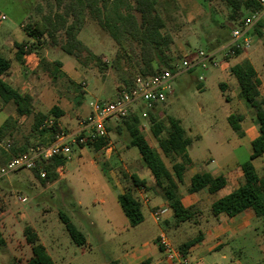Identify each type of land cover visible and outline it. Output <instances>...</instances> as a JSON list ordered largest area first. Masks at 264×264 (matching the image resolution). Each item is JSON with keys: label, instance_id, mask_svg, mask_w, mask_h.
Instances as JSON below:
<instances>
[{"label": "rangeland", "instance_id": "rangeland-1", "mask_svg": "<svg viewBox=\"0 0 264 264\" xmlns=\"http://www.w3.org/2000/svg\"><path fill=\"white\" fill-rule=\"evenodd\" d=\"M127 1L133 3L132 0ZM39 4L43 7V12L47 13L51 5H54V0H0V12L7 16L6 20L0 24V31L15 28L22 32L20 28L22 22L32 24L40 19L42 14L37 7ZM156 8L165 22L162 32L173 37L169 55L176 63H179L182 59L192 61L196 59L200 51L206 54L216 52L215 59L218 62H223L218 66L208 65L206 68L195 65L188 72H178L173 81L175 94L169 97L164 104L162 103L154 110L149 111V114L143 118L145 125L141 123L142 131L148 137L149 143L162 154L168 167L172 168L174 162L180 160V158L166 157L163 154L151 131V116H155L164 123H166L168 116L175 117L181 121L187 130V136L193 139L192 144L189 146V153L194 163L192 162L188 167L184 181L187 178L190 179L195 171H209L215 175L226 173L228 165H233L237 160L249 159L252 148L250 143L247 148L244 144L239 146L235 143L234 134L236 133L231 128L227 115L239 112L233 108L232 103L225 96L228 92L227 95L231 98L235 91L233 89H228L226 92L222 91L219 86L218 71L215 67L222 66V69L227 72V68L234 64L235 55L225 57L222 51L232 39V30L240 25L248 12L243 11V15L237 20L231 19L230 14L233 10L226 0H157ZM27 9L30 11L28 18ZM136 15L140 19L139 14ZM23 29H25V26H23ZM79 38L94 54L100 55V62L90 59H85L82 63L79 62L81 68L85 71L83 73L87 78L89 77L88 86L86 87L88 94L84 98L87 106L89 107L91 103L94 104L96 100L91 91L95 89L99 81L93 77L98 79L104 77L113 85L118 83L119 93L121 94L124 86L123 80L126 75L129 72L137 74L142 64L139 45L133 43L134 52L129 44L126 45L125 50L121 49L111 35L92 18L90 11L86 13V21ZM25 42L30 44L31 49L28 50L34 51L38 49L41 43L48 41L47 39L46 41H43V39L38 41L33 38V40ZM257 43L261 45L258 38L253 39L250 48L256 46ZM58 48L61 49L60 46ZM117 53H120L121 59L115 65L114 61L116 62ZM65 56V69L70 71L77 62L71 56L67 54ZM83 56L89 58V53L84 52ZM37 73L39 72L36 70L31 75L32 79L36 84L45 85V75L43 73L38 75ZM201 76L203 79H200ZM83 80L87 82L86 78ZM83 80L80 83L81 87L72 83L67 76H62L60 80H56L54 83H56L59 92L66 93L65 96L67 97H72L81 92L82 86H86L83 85ZM201 83L202 86L200 87ZM105 97L106 99L101 98L100 100H107L110 96ZM234 98L236 97L232 99ZM49 104L51 102L47 105L49 106ZM235 108L239 109L241 106L236 103ZM11 112L10 105L4 106L0 102V124L8 115H11ZM32 123L33 118H28L20 124L17 123L14 136L2 141L0 146L5 148L8 143L11 144L14 140L24 141L25 137L31 132ZM123 130H125L123 133L113 135V138L108 136L107 142L112 141L116 145L118 141L116 138H122L123 135L128 134L125 128ZM63 131L69 134L74 132V129L64 127ZM199 135H203V138L197 139L196 137ZM217 136L227 137L230 140L225 145L218 146L215 143V137ZM33 138L34 141L38 140L37 136ZM123 139L125 138L123 137ZM75 145L78 144L71 145L73 155L72 160L68 161V166L58 169L60 174L72 168L60 183L42 185L32 170L27 169L13 170L0 175V221L6 226L14 225V228L11 227L14 231H9V236L22 238L23 227L27 224L32 225L38 231L41 241L48 248L56 264H62L61 257H59L61 249L66 248L71 253V250L75 248L79 253V248L72 241L64 222L60 219L59 211L68 215L76 228L83 233L84 231L81 230L79 222L75 218L77 214L74 215L71 211L74 209L72 204L81 199L84 205L82 209L84 214H87L88 211H91L92 215H96L97 212L101 211L104 214L109 210L115 217L112 218L111 224L102 226L104 220H101L97 227H94L91 232L89 230L93 249L83 254H71L72 257L69 258V263L104 264L114 260L125 249H129L130 245H138L142 241L155 239L159 235V228L149 216H147L145 222L126 229L125 225L128 218L118 202L114 187L106 180L101 169V167L107 168L104 165L105 150H102L98 158L95 155H86L85 152L80 157V149L76 148L74 150ZM132 150L140 156L136 147H133ZM211 155H213L214 160L206 164L208 156ZM90 159L93 160L94 164L91 163ZM97 163L102 166H96ZM108 169L110 168L108 167ZM115 171L124 189L130 186V178L125 177V174L128 173L124 166L118 165ZM260 171H262V168H260ZM229 185L224 191L229 190L231 187ZM180 187L182 192L185 193L186 187L184 184H180ZM223 193L213 194L214 199H218ZM21 198H26V201L23 202ZM102 198L105 199V203H97ZM184 198L187 205L196 204L198 210H201L197 215L198 220L204 217L210 218L211 195L204 194L200 199H196V197L185 194ZM93 201L96 203L93 204ZM86 206L88 210L85 208ZM82 223L88 230V222L83 219ZM183 224L182 226L167 224L162 230L177 249L183 242L196 236L201 230L199 224L194 221ZM212 227L211 224H204L203 229L209 231ZM99 230L105 232L101 235L98 233ZM10 232H14V234ZM254 234L257 235V239H254ZM254 234L248 231L242 233L238 238L231 239L227 244L222 243L218 251L229 252V258L223 259L224 261L210 258L208 264H264V223L262 220H259ZM101 240L105 242H101ZM157 243H159L158 238ZM23 252H27V250H23ZM19 254L21 255V253Z\"/></svg>", "mask_w": 264, "mask_h": 264}, {"label": "trees", "instance_id": "trees-1", "mask_svg": "<svg viewBox=\"0 0 264 264\" xmlns=\"http://www.w3.org/2000/svg\"><path fill=\"white\" fill-rule=\"evenodd\" d=\"M132 1L133 3L127 0H54V5H51L47 13L43 12V7L39 4L37 7L42 15L39 20L27 24L25 32L29 37L38 41L47 37L80 63L85 59L100 62V55L94 54L79 38L86 21V13L90 11L92 18L111 35L121 49L125 50L126 45L129 44L134 52L133 43L139 45L142 64L137 74L129 72L123 80L122 93L131 92L135 88L134 81L137 75L147 76L165 70L175 72L177 64L169 55L173 37L162 32L165 22L156 8L157 0ZM226 1L233 10L230 14L233 20H237L243 15V11H247L249 15L261 8L258 0ZM136 14H139L140 19ZM255 32L262 38L264 46V24L259 23L255 27ZM15 45L17 47L16 58L21 60L22 56L30 50H25L26 42ZM84 52L89 53V58L83 56ZM241 52V50H237L235 57L239 56ZM115 59L116 65L121 59L120 53H117ZM10 68V60L0 54V97L5 102L13 101L17 112L24 115L26 119L33 118V123L31 132L24 141L14 140L8 149L0 146V168L6 166L14 157L29 153L32 148L50 145L62 131L58 119L63 113L59 107L55 105L47 113L35 110L34 98L31 94L21 93L4 80V76ZM231 73L239 83V97L253 109L259 124V134L251 141L252 151L249 159L239 164L242 173L239 185L227 195L213 201L211 213L214 216L233 217L247 209H252L255 216L264 223V175H259L253 164V159L264 154L262 81L255 68L246 60L231 66ZM219 86L225 92V84L220 83ZM225 96L227 100L230 99L228 95ZM46 119H52L53 123L43 126ZM243 119V114L231 113L228 115L229 124L240 136L244 134L241 126ZM124 123L130 136L129 145L138 149L143 162L151 170L156 185L171 208L177 224L187 221L198 223L197 215L200 210L195 206H185L179 192L180 184H184V174L192 164L188 152L192 139L186 135L181 121L168 116L164 123L155 116H151V131L163 154L166 157L180 158L174 162L172 168L168 167L162 154L149 143L142 131L141 120L136 114L124 119ZM16 128L17 121L12 117L7 118L0 125V143L13 137ZM36 136L38 140L34 141L33 137ZM107 140L108 138L100 139L90 145L98 150L108 143ZM66 163L67 159L63 156L53 155L47 159L40 157L35 167L27 170H32L40 183L46 185L59 178L58 169ZM42 171L45 172L44 176L41 175ZM125 177L129 176L125 174ZM129 178L131 184L118 195V200L129 219L130 226L133 227L144 221L142 205L134 196V189L136 186H145V181L140 180L135 174ZM226 184L227 178L223 174L213 175L207 171H198L192 176L191 184L187 190L194 194L207 190L213 194L225 187ZM59 216L72 240L78 245H84L85 236L76 228L70 217L62 211H59ZM24 236L26 242L31 245L32 256L21 264H56L32 226H25ZM203 239L204 234L200 230L196 236L183 242L179 250L186 254L190 248L201 243ZM4 244L5 239L0 231V247Z\"/></svg>", "mask_w": 264, "mask_h": 264}, {"label": "crops", "instance_id": "crops-1", "mask_svg": "<svg viewBox=\"0 0 264 264\" xmlns=\"http://www.w3.org/2000/svg\"><path fill=\"white\" fill-rule=\"evenodd\" d=\"M26 12L28 18L30 14L29 9H27ZM1 22L2 21H0V24ZM23 24H24L23 22L20 24V28L22 32H20L18 29L15 28H9L7 30L0 31V54L8 58L11 62V68L4 76V80L7 81L11 86H13L21 93L31 94L34 98L35 110L37 111L47 113L53 106L55 105L58 106L63 113L62 116L58 119V124L62 130L64 129V127H68L69 129H74V132H72L73 134L78 132H81L83 134L87 133V131H85L84 129V126H82L81 121L86 119L93 112L92 103L88 107L84 101L85 95L88 94L86 87L88 86L89 77L87 78V76L83 73L84 70L83 68H81L79 61H77L73 56L64 52L62 49L58 48L59 46L52 43L47 37L43 38V41H46L47 39L48 42L41 43L38 49L34 51H27L22 56V59L18 60L16 58L17 47L15 44L22 43L28 40H33V38L27 35L25 29H23ZM257 38L261 42V45H258L257 43L256 46H253L250 49L248 48V50L241 52L239 56L235 57L236 60L233 59V61L234 64H237V63H242L246 60L250 63V65H252L255 68L262 81V94L264 95V58H263L264 46H263L262 38L259 37V35L254 31L253 39L255 40ZM66 54L74 58L77 62V64L74 65L70 71H67L65 69ZM222 68H223L222 66L215 67V69L218 71L217 74L220 78L219 79L220 83L225 84L226 86L225 92L228 89L229 90L233 89V91H235L233 97L236 98L232 99L233 97H231L229 101L232 103L233 108L239 112V114L244 115V119L241 122L242 130L244 134L243 136H240L235 130H233L236 133L234 134V140L237 145L243 146L244 144V146L247 148L249 143L251 144V141L256 136H258L259 124L253 113L252 107L244 99L239 97V83L236 77L230 71L231 66L227 68V72H225V70H223ZM36 70L37 72H39L37 73L38 75H40V73H43L45 75V81H46L45 85L36 84L32 79L31 75ZM62 76H67L72 83L78 84V87H81L80 86L81 80L86 78L87 82H85L84 80L82 82L83 85L86 86L84 87L82 86V88L80 89L81 92L78 95L67 97L65 96L66 93L59 92L58 88L56 87V83H54L56 82V80H60ZM93 78L99 81L97 82L95 89L91 91L92 96H94L96 99L95 102L97 100H100L101 98L106 99L105 96H110L109 99H115L118 96H120L118 83L113 85L109 83L108 79L104 77H101L100 79L96 77ZM199 86L201 87L202 83ZM174 94L175 91H173V93L170 94L167 99H169V97L173 96ZM227 94L229 93L226 92L225 95ZM0 102L4 106L10 105L12 108L11 115H8L0 125H2L4 121L9 117L14 118L19 124L26 120V117L24 115H20L17 112L16 105L13 101L5 102L0 97ZM50 102L51 104H49L48 106L47 104ZM236 103L237 105H240L241 108L236 109L235 108ZM158 106L160 105L149 107L143 102H137L134 106V111L132 114H136L141 120V123L145 125L143 122V118L145 117L144 113L149 114V111L154 110ZM228 115H227V120H228ZM109 121H111L110 124ZM123 128L127 130L124 120H119L114 117L109 118L107 120L108 136L110 137L112 136L113 138L114 137L113 135L120 134L121 132L123 133L125 131L123 130ZM111 130H115V131H111ZM123 137L125 139H123ZM123 137L116 138V140H118L116 145H114L112 141H110L98 150L91 145H83V144H78L80 146L75 145L74 150L76 148L80 149L79 152L80 157H82L83 152H85L86 155H90V154L93 156L95 155L97 158L98 155L102 153V150H105L104 165L107 166V168H102L101 167L102 165H100L99 163H97L96 166L98 165L99 167H101L104 177L114 187L117 199H118V195L123 193L125 190L123 185L119 182V178L117 177L115 171L118 165L124 166V168L128 173L127 175L129 177L135 174L140 180L145 181V186L135 187L134 196L141 202L142 211L144 214L143 222H145L147 216L153 219L155 223L158 225L159 235H160L162 233L163 228H165L167 224L168 225L177 224L176 219L167 201L162 197L161 190L159 187H157L156 180L151 170L145 165L141 156H139L136 152H134V150H132L133 146L129 145L130 142L129 133L128 134L126 133L125 135H123ZM146 138L148 140L147 136ZM196 138L201 139L203 138V135H199ZM228 140H230V138L223 136L215 137V143H217L218 146L225 145ZM188 152H189V147H188ZM189 156L192 159V162L194 163V160L190 155V153ZM213 160H214L213 155L208 156L206 164H209V162ZM90 161L92 164H94L93 160L90 159ZM241 162L243 161L237 160V162H235L233 165L232 164L228 165V169L226 173H221L226 176L227 184L225 185V187H223L221 190L218 191L219 193L224 192L223 195L220 196L219 198L227 195L239 185L242 179V173L239 168V164ZM68 163L69 162H67L61 168L68 166ZM253 164L259 175H264V154L253 159ZM108 167L110 169H108ZM260 168H262V171H260ZM192 169L194 170L195 168ZM70 170L64 173L61 172L59 174V178L52 184L60 183L61 181H63V179H65L67 175V172H69ZM234 170L236 171L235 174H234ZM196 172L198 171L193 172L190 179L187 178V180L184 181V186L186 187L185 193L182 192L181 187L179 188V192L182 196V201L184 205L187 207L189 206L197 207L196 204L187 205L185 203L184 195L186 194L188 196L196 197V199H200V197L203 196L204 194H209L212 196V200L210 203V212H211V204L213 203V201L217 200L214 199L213 194L215 193L211 194L207 190H203L197 194H194V193H189L187 190L191 184V178ZM229 184L231 185L229 190L224 191V189ZM94 203L96 202L93 201V204ZM97 203L104 204L105 199L102 198L100 201L98 200ZM83 206L84 205L82 203V200L78 199L76 203L72 204V207L74 209L71 210L74 215L77 214L75 218L79 222L81 230L84 231L83 232L85 236L84 245H78L72 240L75 243V245L79 248V253L81 254L86 253L88 250L93 249L90 232L94 227L98 226L99 221L104 220V223L101 224L102 226H104V224L105 225L111 224L112 218L115 217V215L113 213H110L109 210L107 211V213L105 212L104 214L103 211L97 212L96 215H92L91 211H88L87 214H84L82 210ZM85 208L88 210L87 206ZM155 209L162 210L160 222H157L156 219L154 218L153 211ZM83 219H85V221L88 222L87 225L88 230L85 228V226H83L82 223ZM259 220L261 221V219L255 216L252 209H247L233 217H227L225 215L214 216L211 213L210 218L204 217L198 220V224L201 228V231L204 234L203 241L190 248L188 252H186V254L183 255L188 259V264H208L209 263L208 261L211 260L212 258H215L216 260L219 259L221 261H224L223 259L229 258L230 253L224 251H218L220 249V245H222V243L227 244L228 241H230L231 239L238 238V236H240L242 233L248 231L254 234L255 230L257 229ZM183 223H180L179 226L184 225ZM204 224H211L213 225V227L209 231H206L203 229ZM8 226L9 225L6 226L5 224H3L2 221H0V231L2 233L3 238L5 239V244L0 247V264H21L27 261L32 256L31 245H29L26 242L24 236V228L26 225L22 229L23 232L22 238L20 237L14 238L13 235L9 236V231H14L11 229L12 226L14 228V225L12 224L9 227ZM125 227L126 229L130 227L129 219ZM33 228L36 230L35 227ZM36 232L38 233L37 230ZM103 232L105 231H100V230L98 231L99 234ZM10 233L14 234V232H10ZM159 235L155 237V239H150L152 242L142 241L138 245H130L129 249H125V251H123L114 260H110L108 262H105L104 264H170L165 257L162 247L159 245V243H157V238L159 237ZM254 235H255L254 239H257V235L256 234ZM39 238L41 241L40 235ZM101 242H105V241L101 240ZM64 249H61V251L59 252V257H61L62 260L61 262L62 264H71L69 263L70 262L69 258L72 257L71 254L76 255L79 253L77 250H75V248L71 250V253L68 252L66 248ZM23 250H27V252H23ZM47 251L49 252L48 248ZM19 253H21V255Z\"/></svg>", "mask_w": 264, "mask_h": 264}, {"label": "built area", "instance_id": "built-area-1", "mask_svg": "<svg viewBox=\"0 0 264 264\" xmlns=\"http://www.w3.org/2000/svg\"><path fill=\"white\" fill-rule=\"evenodd\" d=\"M258 1L261 4V8L244 17L241 24L232 30V39L222 51L225 57L236 55L237 50L243 52L251 47L255 27L259 23L264 24V0ZM6 18L7 16L0 12V21H4ZM27 24H23V26ZM29 47L30 44L27 43L25 50H28ZM215 56L216 52L206 54L200 51L196 59L192 61L182 59L177 63L175 72L165 70L157 71L147 76L137 75L134 81L135 88L131 92L121 93L115 99L97 100L92 104L93 112L81 121L87 133L67 134L62 130L57 139L50 145L37 146L36 148H32L29 153L11 159L6 166L0 168V175L13 170L34 168L40 157L47 159L53 155H57L65 157L67 162L72 160V144L90 145L100 139L108 138L107 120L109 118L126 119L132 115L137 102H143L149 107L164 103L174 91L173 81L178 72L188 71L195 65H201L203 68H206L208 65L218 66L223 61L218 62ZM200 79H203V77L201 76ZM144 116H147V114L144 113ZM52 123V119H46L43 126H48ZM9 146L10 143L5 148L7 149ZM41 175L44 176L45 172L42 171ZM21 200L24 202L26 198H21ZM161 214V209L153 211L157 222L161 221ZM158 241L170 264H188V259L173 245L164 232L159 235Z\"/></svg>", "mask_w": 264, "mask_h": 264}, {"label": "water", "instance_id": "water-1", "mask_svg": "<svg viewBox=\"0 0 264 264\" xmlns=\"http://www.w3.org/2000/svg\"><path fill=\"white\" fill-rule=\"evenodd\" d=\"M230 71H231V69H230Z\"/></svg>", "mask_w": 264, "mask_h": 264}]
</instances>
